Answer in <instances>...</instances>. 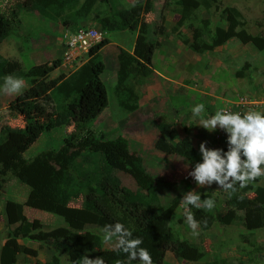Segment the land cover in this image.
<instances>
[{
    "label": "trees",
    "instance_id": "trees-1",
    "mask_svg": "<svg viewBox=\"0 0 264 264\" xmlns=\"http://www.w3.org/2000/svg\"><path fill=\"white\" fill-rule=\"evenodd\" d=\"M145 1L133 0L126 5L120 0H14L12 6L0 11V48L21 26V12L32 13L39 19L53 22L72 20L70 24L74 27H78L79 23L88 25L92 20L107 32L128 31L134 34L141 26L134 54L120 49L116 55V81L113 87L117 107L134 113L139 109L141 99L136 87L154 72L152 58L161 45L156 35L168 36L163 25L165 19L162 8L160 23L153 25L145 22L141 25ZM220 1L170 0L179 15L174 25L176 27L171 28L172 32L177 30L175 33L178 34L181 26L187 24L192 33L190 39L180 36L176 39L181 47H186L193 54L205 56L233 39L239 29L248 27L237 9H222ZM155 5L157 2L150 0L145 11L153 12ZM166 5L170 3L166 1ZM201 10L207 13L219 11L225 27L201 19ZM227 15H231V19L226 20ZM249 41L264 52L263 34L251 35ZM107 43V40H103L92 47L88 52V61L82 62L67 76L60 74L50 78V72L57 64L37 65L27 71L16 70L10 74L29 83V87L17 95L12 103L51 95L54 109L48 120V128H67V134L58 150L42 151L27 160L23 154L36 142L37 136L21 127L3 126L5 138L0 144V190L11 177L23 181L29 191L23 203H5L7 226L14 227L8 231L0 247V264H18L19 255L36 257V250L18 243L19 239L26 238L38 242L52 253L50 260L42 264H61L60 256H65L67 264H74L87 252L94 255L93 259L102 257L106 264H117V261L120 264L140 262L129 261L126 254L115 248L108 250L103 247L100 229L116 222L123 223L132 230L134 237L143 240L141 247L151 253L153 264H163L168 251L180 262H197L205 256L195 243L180 239L174 232L171 226L177 210L174 198H170L167 206L160 205L158 200L146 204L142 199L149 194L150 187L155 186L158 191L159 186L165 184L146 170L143 157L130 149V142L121 135L109 139L106 132H96L87 125L109 103L107 88L101 78L106 71V64L98 58L99 51ZM6 64L7 60L0 55V78L5 76L3 69ZM235 77L242 78L244 74L239 71ZM31 116L36 117V114L28 116L30 123ZM174 129L173 123L158 125L163 138L173 133ZM157 144L156 147L161 149ZM170 149L173 150V147ZM182 155L193 164L202 160L201 154L190 145ZM117 173L128 176L136 189L129 192L118 181ZM261 179L250 182L244 188L237 185V191L231 195L220 188L224 194L223 207L217 205V200L209 190L202 194V200L210 198L216 206L211 210L191 208L195 219L200 222V230L207 232L214 224L229 227L235 222H240L247 231L264 229V185L260 184ZM131 192H138L141 196L132 199ZM79 199L80 207L69 205ZM24 207L59 216L65 225L45 230L37 219L30 221L26 218ZM176 223H185L184 212ZM243 239L249 243L248 239Z\"/></svg>",
    "mask_w": 264,
    "mask_h": 264
},
{
    "label": "rangeland",
    "instance_id": "rangeland-1",
    "mask_svg": "<svg viewBox=\"0 0 264 264\" xmlns=\"http://www.w3.org/2000/svg\"><path fill=\"white\" fill-rule=\"evenodd\" d=\"M120 1L128 5L133 0ZM155 1L157 5L151 13L150 10L145 11L149 7L150 0L145 1L141 25L145 22L160 23V8H162L165 19L163 25L168 36L165 38L156 35L161 41V46L160 52L155 51L152 58L155 73L142 79L136 87L141 94L139 109L134 113L126 112L118 108L114 100L112 101V98L115 99L113 87L116 78L115 47L111 45L105 48L106 50L103 49L100 55V59L107 64L106 71L101 78L107 87L109 107L95 121L87 125L96 132H106L109 139L121 135L130 142V149L143 157L146 170L159 181L163 180L162 183L165 184L159 186L158 191L155 190V186L150 187L149 194L143 196L142 199L146 204L151 200H158L160 205L167 206L170 198H174L178 207L171 220L174 232L179 235L180 239L195 243L205 253L204 258L197 262H178L172 253H168L165 257V264H240L241 262L243 264H264V229L247 231L240 222H235L229 227L214 224L207 232H202L199 228L200 235L194 238L187 224L178 225L176 223L184 212L181 199L188 191L195 190L202 195L209 190L217 200L218 206L225 205L224 194L215 182L211 187L199 188L188 175L195 166L182 155L188 145L198 153H200L199 146L203 141H207L206 147L209 149H223L225 152L228 150L227 141L219 143L212 141L213 132L199 126L200 118L194 117L191 109L203 103L204 118H209L212 116L210 112L224 107L228 99L238 94L253 103L245 108V113L249 111L264 113V52L259 51L249 41L251 35H264V0H221V8L237 9L242 19L248 23V27L239 29L233 39L205 56L193 54L176 41L179 36L190 39L192 33L187 24L181 26L178 34L175 33L177 30L172 32L171 28L179 17L173 3L164 6L166 0ZM13 4L14 0H0V11ZM65 13L68 12L65 11ZM199 16L201 19L211 20L215 26H224L219 11L212 10L207 13L201 10ZM20 19L21 26L14 30L0 48V55L7 60L3 69L5 76L0 78V88L5 78L16 70L27 71L35 65L47 64L49 66L57 64L59 67L64 61L65 45L61 42L62 35L68 33L66 29L74 27L70 24L72 20L53 22L39 19L35 14L26 12H21ZM229 19L231 15L226 16V20ZM90 23L93 26L96 24L92 20ZM104 37L109 40L110 44L123 43L124 47H129L133 40L130 34L124 32L104 33ZM163 45H167V48ZM80 56L82 58L77 59L75 63H65L66 73L74 70L86 59L84 53ZM239 71L244 74V77H235ZM58 74H60L59 69L50 77L54 78ZM23 81L25 85L23 90H25L29 87V83L25 79ZM16 96L0 92V144L5 138L3 126L8 125L24 128L37 136L36 142L23 154L25 159L34 158L42 151L58 150L62 146L63 137L67 134V128H48V120L54 109L51 95L14 104L12 101ZM33 113L36 117L31 116L32 122L30 123L27 118ZM169 123L175 125L174 132L163 138L159 133L158 125ZM156 142L161 149L156 147ZM171 147L173 150L170 149ZM164 159L167 160L165 163ZM117 177L129 192L136 189L131 179L125 174L117 173ZM261 183L264 185V177ZM28 191L23 181L11 177L0 190V247L4 244L8 231L14 227L8 228L7 226L4 213L5 203L7 201L23 203ZM137 196L141 194L138 192L130 194L132 199ZM69 205L80 207L81 199ZM24 210L28 220L37 219L45 230L65 225L63 219L54 214L28 207ZM101 234L103 247L112 250L114 245L106 244L103 241V233ZM243 237L248 239L249 243L245 242ZM18 243L37 251L36 257L19 255L18 264H42L49 261L52 256V253L38 242L26 238L19 239ZM86 254L90 259L94 258V255H90L91 252ZM60 261L61 264L68 262L65 256H60ZM134 264H140V262Z\"/></svg>",
    "mask_w": 264,
    "mask_h": 264
},
{
    "label": "clouds",
    "instance_id": "clouds-1",
    "mask_svg": "<svg viewBox=\"0 0 264 264\" xmlns=\"http://www.w3.org/2000/svg\"><path fill=\"white\" fill-rule=\"evenodd\" d=\"M168 3L171 4V2ZM165 5L166 4L164 3V6ZM95 23V26H93V24L91 23H89L88 25H85L83 23L80 24L78 27L92 28L97 32H100L102 35V40L96 45L100 44L103 40L108 41V43L99 51L98 58H100L103 49H107L111 45L115 47L114 60L116 78V55L120 49H124L130 52V54H134L135 45L140 34L139 30L134 34L129 33L128 31H116L128 33L133 37L131 45L129 47H124L122 46L123 43H120L119 45L110 44L109 40L104 37V33L109 32H107L106 30L103 31L100 25L97 22ZM174 25L172 26V28L175 27ZM76 28L77 27L66 29V32H72ZM61 42H63V40H61ZM163 46L167 48V45ZM91 48L86 53H84L86 59L83 62L88 61V52L91 50ZM159 48L156 51L160 52ZM63 57V63H60L59 67L53 69V71L50 72V75L58 69L60 70V74H64L66 76L69 75L76 68L66 73L64 70L67 69L65 63L72 64L75 63L77 59L82 58V56H79L78 58L70 62H66L64 54ZM153 73H155V69ZM60 74H58L56 77H58ZM161 77L164 78L163 76ZM24 87L25 85L23 79L9 75L5 78L2 88H0V92H3L7 95H21L24 91ZM237 96L239 95L237 94L233 98H230L228 100H235ZM113 100L115 101V99L112 98V101ZM108 107L109 103L107 108ZM106 109L100 115H102L106 111ZM220 109L221 108L216 109L214 112H210L212 113V116L209 118H204L205 106L203 103L198 104L191 109L193 116L200 118V127L209 132H213V135L217 128L224 130L228 134L227 137H224L223 140L218 142H216L214 140V137H212V141L214 143L227 141L228 150L225 152L223 151V149H209L206 147L207 141L201 142L199 146V151L202 156V160L201 162H197L196 164L192 163L195 166L188 173V175L192 177L197 187L199 188L211 187V185L215 182L219 186V188L223 189L225 192L231 195L237 191V185H239L240 188H244L250 182L257 180L258 178L264 177V114L257 111H249L245 113V109L243 111V115H241L240 113H233L229 110ZM96 119H94L93 121H95ZM215 206L216 205L214 200L210 198H205L202 200L201 194L195 190H191L184 193L181 199V207L184 210L185 216L184 224H187V226L191 229V235L194 238L200 235L198 231L200 227V222L195 219V215L192 212L191 208L194 207L197 209L204 208L211 210ZM204 224H207L206 220L204 221ZM100 231L103 233V241L106 244L114 245L116 251L123 252L124 254H126L128 256L129 261L139 260L140 264H153L151 253L146 248L141 247V245L143 244V240L138 237H134L132 230H130L128 227H125L123 223L116 222L115 224H107L103 226ZM167 253L171 252L168 251ZM74 264H106V262L102 257L90 259L88 255H84L78 261H75ZM117 264H120V262L117 261Z\"/></svg>",
    "mask_w": 264,
    "mask_h": 264
},
{
    "label": "built area",
    "instance_id": "built-area-1",
    "mask_svg": "<svg viewBox=\"0 0 264 264\" xmlns=\"http://www.w3.org/2000/svg\"><path fill=\"white\" fill-rule=\"evenodd\" d=\"M62 40L65 45V61L70 62L99 43L102 40V35L92 28L77 27L74 31L64 34ZM250 105H253L252 101L239 95L235 100L226 101L224 107L221 109L243 115L245 108ZM227 135L228 134L224 130L217 128L213 137L214 140L218 142L223 140L224 137H227Z\"/></svg>",
    "mask_w": 264,
    "mask_h": 264
},
{
    "label": "crops",
    "instance_id": "crops-1",
    "mask_svg": "<svg viewBox=\"0 0 264 264\" xmlns=\"http://www.w3.org/2000/svg\"><path fill=\"white\" fill-rule=\"evenodd\" d=\"M163 162L165 163V162H166V160L164 159V160H163ZM24 209H25V207L23 208V212H25V210H24ZM25 215H26V214H25ZM182 225H185V224H182ZM167 255H168V253L165 255V257H166ZM165 262H166V258L164 259V262H163V263H165Z\"/></svg>",
    "mask_w": 264,
    "mask_h": 264
}]
</instances>
